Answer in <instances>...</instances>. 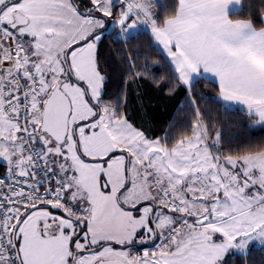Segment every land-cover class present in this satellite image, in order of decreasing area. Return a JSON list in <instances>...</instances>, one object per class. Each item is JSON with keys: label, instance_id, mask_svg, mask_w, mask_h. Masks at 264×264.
I'll return each mask as SVG.
<instances>
[{"label": "snow or ice", "instance_id": "snow-or-ice-1", "mask_svg": "<svg viewBox=\"0 0 264 264\" xmlns=\"http://www.w3.org/2000/svg\"><path fill=\"white\" fill-rule=\"evenodd\" d=\"M254 250L264 0H0V264Z\"/></svg>", "mask_w": 264, "mask_h": 264}, {"label": "trees", "instance_id": "trees-1", "mask_svg": "<svg viewBox=\"0 0 264 264\" xmlns=\"http://www.w3.org/2000/svg\"><path fill=\"white\" fill-rule=\"evenodd\" d=\"M175 106V101H159L154 108L151 109V116L154 117L156 123L160 127H164L168 116L172 113L173 107ZM233 119H238V117H233ZM243 131V129H240ZM251 264H264V253L259 250H254L251 257Z\"/></svg>", "mask_w": 264, "mask_h": 264}]
</instances>
